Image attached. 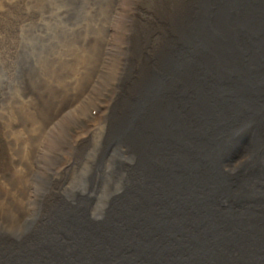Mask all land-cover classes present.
<instances>
[{"label": "bare ground", "instance_id": "bare-ground-1", "mask_svg": "<svg viewBox=\"0 0 264 264\" xmlns=\"http://www.w3.org/2000/svg\"><path fill=\"white\" fill-rule=\"evenodd\" d=\"M245 1L249 6L254 3ZM151 4L157 25L145 31L124 26L126 11L133 8L130 0L100 3L92 11L95 28L81 40L99 44L98 50L87 51L78 63L66 62L71 76L65 86L41 95L36 105L24 109L17 119L20 125L0 119V136L10 134L7 143L0 141V264H97L98 256L104 254L113 259L123 255L124 264H131L134 253L118 252L110 237L125 231L127 222H132L129 219L140 218L144 206L151 211L145 209L143 217H160L162 212L155 211V206L163 207L173 199L167 195L170 187L176 191L185 184L181 170L194 167V155L191 162L187 150L194 153L196 140L210 136L214 82L226 72L218 62L224 59L229 41V0ZM111 10L116 17L113 26H106L100 14ZM19 23L20 18L10 19L0 12V46L13 42ZM128 32L133 34L127 41ZM123 56L133 67L129 71L125 61L119 73ZM98 65L96 75L98 69H93ZM16 74L20 76L19 70ZM110 83L113 96L107 110L95 123L82 126V134L60 139L54 161L48 151L52 144H45L41 136L56 138L62 114L78 99L88 97L86 106L95 104L108 91L101 84L110 87ZM14 85L19 92V84L14 81ZM261 95L257 96L259 106L264 102ZM48 103L56 105L48 107ZM62 126L67 134L68 122ZM20 131L27 142L15 139ZM258 147L252 142L234 147L232 162ZM16 169L26 173L18 175ZM191 209L186 213L194 216ZM155 220L150 227L157 233L159 222L167 220Z\"/></svg>", "mask_w": 264, "mask_h": 264}, {"label": "water", "instance_id": "water-1", "mask_svg": "<svg viewBox=\"0 0 264 264\" xmlns=\"http://www.w3.org/2000/svg\"><path fill=\"white\" fill-rule=\"evenodd\" d=\"M252 1L249 6V1L229 0V41L224 59L218 62L226 72L214 83L211 134L196 140L192 153L198 170H181V180L187 185L170 190L167 195L173 199L163 207L155 206V211L162 212L160 217L127 222L118 252L136 243L135 237L139 241L143 237L141 244L153 264H232L227 257L232 250L240 255L235 264H263L264 120L258 121V115L264 114V102L259 106L257 96L264 95V0ZM236 135L239 140L232 141ZM249 142L261 147L247 152V162L233 171L231 150ZM143 208L144 213L151 211ZM187 208H192L194 216L186 213ZM164 217L166 223L159 222L154 233L148 226ZM124 259L104 254L98 256L97 264H118Z\"/></svg>", "mask_w": 264, "mask_h": 264}, {"label": "rangeland", "instance_id": "rangeland-1", "mask_svg": "<svg viewBox=\"0 0 264 264\" xmlns=\"http://www.w3.org/2000/svg\"><path fill=\"white\" fill-rule=\"evenodd\" d=\"M105 1L0 0V12H3L4 17L10 19L12 17L20 18V23L14 34L16 37L13 42H6L0 46V119L3 118V123L17 122V125H20L17 119L21 117L24 109L36 105L35 102L38 103V98L41 95L55 92L65 86L68 75L71 76L66 71L67 67L64 66L66 62L68 63L71 60V64L78 63L87 51L98 50L99 44L92 41L82 43L81 40L95 28L96 18L92 14V11L100 3ZM156 2L157 0H130L133 8H131L132 11L130 9L126 11L124 26L128 29H131L132 25L140 26L144 27L145 31L148 26H156L157 23L153 21L154 11L149 7V4L152 3L151 5H155ZM37 8L38 10L35 11ZM35 14H37L35 20L34 18L28 19ZM100 15L99 19L101 23L106 24V26H113L116 17L113 10ZM133 20H136V22L133 23ZM132 34V32L125 34L127 41L132 38ZM138 34L139 31L135 35ZM106 38L110 39V37ZM126 47L124 46V48ZM128 55L130 59L131 55ZM106 59L107 56L104 57L101 64H104ZM120 59L122 65L119 66V73L122 71L125 61H128V56H123ZM114 62L115 67H117L116 58ZM100 67L98 65L93 69H98L96 75L100 73ZM132 67L133 64L128 61V70L131 71ZM17 70H19L21 77L16 74ZM119 76L120 74L117 77L119 78ZM14 81L19 84V92L14 85ZM103 85L101 84L108 91L102 92L100 95L98 94V101L95 104L92 103L86 106L88 104V97L86 100L85 98L83 100L78 99L71 107L72 110L69 108L62 114L60 117L63 120L62 122H68V129H65L68 131L67 134L64 132L61 122L55 133L56 138L54 135H48L46 133L41 136L45 144H52V147L48 151H51L53 154L54 161L56 157L53 151L58 149L60 139L66 135L71 137L76 134H82L84 128L82 126L88 122L87 126L95 123L102 113L107 110L106 106L113 96V84L110 83V87ZM114 86H116L115 82ZM51 105L50 103L47 104L48 107H53L56 104ZM92 108H94L93 111ZM96 109L99 110L96 111ZM58 121L60 120L58 119ZM55 123L58 124L57 121ZM23 132L20 131L18 134L15 132L14 137L16 140L22 138V140L27 142V137L23 135ZM5 134L6 137L2 138L0 136V141L3 144L4 142L7 143V137L10 136L8 132ZM26 147L29 149L28 144ZM25 155L31 157L29 153H25ZM92 157H96V154L93 153ZM15 161H17L16 158ZM22 172L26 173L23 169L15 170V173L18 175H24Z\"/></svg>", "mask_w": 264, "mask_h": 264}]
</instances>
